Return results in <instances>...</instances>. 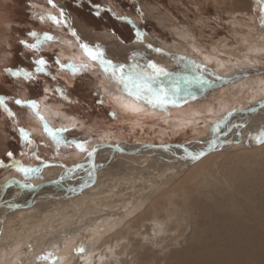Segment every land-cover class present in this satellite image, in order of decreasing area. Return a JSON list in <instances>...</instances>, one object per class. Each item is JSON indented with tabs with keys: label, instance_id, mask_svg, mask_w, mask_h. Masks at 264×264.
<instances>
[{
	"label": "rangeland",
	"instance_id": "obj_1",
	"mask_svg": "<svg viewBox=\"0 0 264 264\" xmlns=\"http://www.w3.org/2000/svg\"><path fill=\"white\" fill-rule=\"evenodd\" d=\"M61 11L67 15H61ZM262 14L264 4L259 0H85L83 4L78 0L76 3L74 0H53L52 4L49 0H0V97L4 98V105H0V164L3 165L0 166V181L14 171L19 173V168L35 169L29 173L43 174L44 180L39 178L42 181L47 180L45 175L50 178L60 176L57 172L68 160L56 158L57 163L50 166L46 162L50 157L47 149L54 150L55 147L72 145L70 152L77 154L67 155L66 158L71 159L69 164H74L89 150L98 147L106 149L124 141L184 144L199 137L210 117L200 118L198 124H193L190 120L196 114L185 112V115L180 113L181 110L185 111L189 106L199 110L202 104L209 103L216 113L213 115H220L228 109L237 110V106L245 108L254 104L264 96V59L254 67L259 73L245 78H256L259 83L243 87L241 80L244 77L241 75L249 69L250 72L254 64L250 59L247 62L241 57V50L244 47L249 50L256 46L264 48L261 40L252 39V42L250 38L258 34L264 40V29L259 27ZM50 16L56 17L60 23L48 19ZM95 21L102 24L96 25ZM32 32L40 37L47 34L54 39L38 48H30L22 42L35 44L36 39L29 35ZM73 32L76 36L72 35ZM95 33L106 35L107 39ZM137 33L141 35L140 40L136 38ZM66 34L72 35L77 44L82 38L86 41L91 39L90 36L97 42L101 41L103 49L99 48L113 63L131 65L135 62L141 67L154 63L165 69L169 75L159 77L157 85L170 94L173 87H178L180 91L173 97L176 103L153 108L136 103L122 94L118 86L109 85L107 90L115 97L129 98L130 104L126 105L137 110L146 108L147 111L141 110L145 114H159L145 123L141 120L135 124V129L134 125H130L134 124V120L122 122L103 96L105 92L98 78L107 76L97 63L89 58L97 65L92 66V70L76 73L73 84H69L63 76L69 68H61V65L71 64L69 59L62 58L59 47L62 44L60 39L72 37ZM88 45L92 47V43ZM193 45L211 52V60L215 57L235 63L237 70H232L231 64L220 70L215 68L214 72L208 70L205 63L198 59H202L203 54L193 52L189 55L180 47ZM230 47L240 50V54L227 57L223 49ZM80 49L73 47L76 53L83 52ZM253 58L256 59L255 54ZM41 59L47 62L44 72H38L35 63ZM9 70L29 72L34 78L15 77L9 74ZM237 71L241 73L239 76ZM44 99L45 106L42 104ZM17 101L23 103L18 104ZM31 102L38 105V110H31ZM56 106H60L59 109ZM170 110L182 117L175 116L177 120L188 116L187 120L194 127H185L183 123L182 128H174ZM44 111L49 128L62 137L59 145L48 133L44 139L43 132L29 129L26 124L29 116L41 117ZM63 116L78 118V121L71 127L64 126L66 131L59 132ZM96 118L106 119V126L99 128L93 125ZM107 127L112 132H121L122 136L118 138L112 133L105 136L102 129ZM21 129L29 134L32 143L24 140ZM77 144H83L86 150L81 151ZM258 145L209 153L186 169L170 172L168 182L147 197L140 191L141 187L147 188L149 184L145 180L171 165L153 160L145 165L146 160L141 162L139 156L125 153L124 158L118 160L119 168L99 177L98 187L107 185L109 197L98 196L97 199L101 205L110 207L113 202L109 198L120 191L119 195L128 194L131 196L129 201L133 200L130 205H125L129 206V210H121L123 214L118 216L120 223H112L107 234H97L102 241L100 244L95 238L89 239L81 246L83 251H78L66 264H83L76 262L81 255L97 251L102 252L101 256L89 260L88 264H264V144ZM127 148L124 147V150ZM120 149L121 146L117 147V150ZM8 153H12L11 157ZM139 165L145 171L137 169ZM148 171L152 172L146 173ZM87 204L78 207H86ZM75 210L78 211V208L75 207ZM35 214L34 210L23 212L18 222H11V226L5 228L1 234L3 239L9 238L11 231H22L21 224L31 222L36 218ZM61 214L72 216L70 211H61ZM56 222H60V217ZM56 222H51L52 228H42L44 230L38 237H35V231L29 233V229L24 230V235L37 238L44 246L50 231L58 229ZM117 234L123 236L104 252L106 247L102 244ZM31 243H17L13 248L9 244L0 246V264L33 260L39 247ZM41 261L42 258H39L36 264H59L56 261Z\"/></svg>",
	"mask_w": 264,
	"mask_h": 264
},
{
	"label": "bare ground",
	"instance_id": "obj_2",
	"mask_svg": "<svg viewBox=\"0 0 264 264\" xmlns=\"http://www.w3.org/2000/svg\"><path fill=\"white\" fill-rule=\"evenodd\" d=\"M63 14L64 16L67 15L65 12H63ZM244 23L247 24L246 22ZM260 26L261 25L259 24V27ZM95 34L99 35L97 33ZM66 36H72V35L66 34ZM92 36L94 37V35ZM101 36L106 38V35L105 36L99 35V37ZM90 38L91 39L88 38L87 41L84 40L83 38L82 40L79 39L81 42L78 44L73 41L74 39L73 36L70 37V39H65V38H62V40L60 39V41H62V44L60 43H57V44H60L59 45L60 51L63 54L62 58L69 59L71 61V64H76V65L86 64L89 66L88 69L92 70L93 69L92 66L97 65V64L89 61V57L86 56L83 49H80L83 52H79V53H76L73 50V47H77V48L81 47V43H87V44L92 43V47L99 46L103 49L101 45L102 44L101 41L97 42V39H93L91 36ZM250 38L251 40L253 39L256 41L261 40V43H264V40L261 39L258 34L251 35ZM245 41L247 42V40ZM180 47L182 48V50L183 49L187 50L185 52H188L189 55H193V52H198V53L203 54L202 59L201 58H198V59L202 61L203 63H205V66L209 68L208 70L212 72H214L213 70L215 68H216L215 70H220L222 67L224 66L228 67L230 64L233 65L231 67L233 68L232 70H234V68H235L234 71L237 70L235 67V63L232 64L229 61H224L225 59L220 61V60H217L218 58L215 59L214 57V59L211 60L209 57V54L211 52L210 53L208 51L205 52L204 51L205 48L202 50L200 46L198 45H193L192 47H187V48H185L186 46L184 47L180 46ZM261 47L259 46L252 47L250 48V50L247 47H244V50L243 48L241 50L242 52L241 57L246 58L247 62H248V59H250L249 61L252 64H254L252 65L250 72H249L250 70L249 69L247 72L241 75L244 77V79L241 80L243 81L241 83L243 84V87H248V86L251 87L259 83V80L256 78L249 79V80H245V78L259 73L258 70L255 71L254 67L258 65V63L262 61V59H264V48H261ZM223 51L226 53L227 57L229 58L231 56L236 57L238 54H240L239 53L240 50H236V48H231V47L224 48ZM254 54H255L256 59L253 58ZM255 60H257V62ZM262 64L264 66V63ZM236 66H237V63H236ZM239 73L240 72L237 71V76H239ZM63 76L67 78V81L69 84H73L75 81L76 73L74 74L70 69H68L67 71H64ZM98 82L101 83V88L105 92L103 93V96L105 100L110 105H112V109H113L115 116L122 122H125L127 120H134L132 121L134 122V124H130L132 125V127L134 125V129H135V124L139 123L141 120H142L141 122L145 123L146 120H150L151 118H153V116L159 115V114L142 113L141 110L147 111L145 110L146 108L137 110L134 107H130L129 105H126V104H130L128 102L129 98H122L120 95L115 97L114 94H111L107 90V87L109 85H113L107 77L102 75L101 79L98 78ZM42 104H44L45 106V99L43 100ZM59 107L60 106H56L55 108L59 109ZM194 108L195 107L193 106H189L187 110L185 109V111L184 110L180 111L179 109V111L180 113L183 112L184 114L186 112V114L188 115L196 114L195 116L193 115L194 116L193 119L190 120V122H192L193 124H198L197 122L200 118H206V117H210V118L209 120H206L207 124L206 126H204V130H202L204 133L202 131L200 133L199 131L198 132L200 133L199 137L197 139H192L191 141L187 143L179 144V145H174V144L164 145V143L155 145L153 143L148 144L147 142H140V141L136 143L124 141V142H121L119 145L108 147L106 149L104 147H98L97 149L89 150L87 153H84L74 164H69L71 159L66 158L67 155L77 154V153L70 152L72 145L67 146V147H60L57 149L55 147L54 150L47 149L48 150L47 154H49L50 157L48 161L46 162L50 166V165L57 163V161H55L56 158L63 157L64 160H68L66 162L67 164H64L63 166H61L62 168L58 170L57 173H60V176L54 177V178H50L48 176L49 177L48 178L45 175L47 180L42 181L40 180L41 179L40 177L44 175L42 174L40 176L39 173L38 174L28 173L27 175L25 174L23 175L21 174L20 171L19 173H16L14 171L12 172L11 175H7V177L3 178L4 180L2 179V181H0L1 182L0 183V197H3L4 201L8 199L7 201L8 203H6L5 206H0V246L9 244L11 248H13L14 244H17V243L23 244V243H27L30 241L32 242L31 244L39 247L38 255L29 262H22L24 259L20 260L18 264H32L33 262L36 264L38 263L39 258L48 256L50 253L53 254V256L46 261H56L59 264H66L70 258H72L78 251H80L83 243L93 238H95L94 240L98 241L99 239H98L97 234L105 235L108 233L109 229L111 228L112 223L115 224V221H116V224H118L119 222L118 216L120 217L123 214L121 210L123 209L124 211H128L129 206L125 207V205L126 204L130 205V202L133 201V200L129 201V198L131 196L128 194L119 195L121 193L120 191L116 192L114 194L115 196H112L109 198L113 202V205L110 207H107V206L105 207L104 205H101V201L97 199L98 196L102 198L109 197L108 196L109 188L107 185L98 187L100 184L98 180L99 177L107 176L109 173H112V171L114 172V170L119 168L118 160L119 158H124L125 153L126 154L133 153L134 154L133 156H139L141 158V162H144L146 160L145 165L151 160L158 161L160 162V164H167L169 166L171 165L169 168L165 169L162 173L154 174L153 176L149 177V179L145 180V182H148L149 184L146 185L147 188H145V186L141 187L140 191L142 192L143 196L147 197V196H151L154 193H156V191L161 189L163 185L168 182L167 179H169L170 172H174L176 170L179 171L181 169H186L187 167L195 164L197 160H199L200 158L204 157L205 155L209 153H213L219 149H225V148L237 149L239 146H247V145L253 146V145L260 144V143H257L253 139V137L257 135L261 130H264V96L261 97L258 101H255L254 104H251L250 106L246 107L247 110L249 108H255L251 110V112L249 113L243 112L241 107L239 108L237 106V110L228 109L224 114H220L221 116L213 115L216 113L213 112V108L211 109L209 103L202 104V108H204L203 110H201L202 108H200L199 110L196 108L194 109ZM31 110L34 112L35 109L31 107ZM172 110L174 111V109ZM172 110H170L169 116H172L173 121L171 119L170 120L171 122H173V124H175V126L172 125L174 126V128L176 126L177 127L181 126L180 128H182L183 123L185 127H194L193 124H191L187 120L188 116L187 118H184L185 117L184 116L183 120H180V119L177 120L176 117H181V116H179L177 113L172 112ZM203 112L205 115L201 116ZM197 114H200V115H197ZM248 115L249 117L247 118L246 116ZM41 117H43V120H41ZM41 117L32 118L29 116V118H27L26 120L27 121L26 124L28 125L29 129H33L36 132H39V131L43 132L42 135H44V139H45V135H47V132L44 129V123L45 122L47 123L46 121L47 119L45 120V111H44V116H41ZM191 118L192 117H190V119ZM48 121H50V118H48ZM73 121H76V120L68 116H63L62 124H60L58 128L65 129L64 126L73 125L74 124ZM106 122H107L106 119L96 118L93 120L92 124L99 126V128H101V127L106 126L107 124ZM219 122H221V125H219ZM19 126L20 125L18 124V127ZM218 126L219 128L222 127V129H221V132L219 133V136H216L218 132L217 131ZM102 131H104L103 132L104 135L106 134L105 136L111 135L110 133L114 134L117 137L122 136L121 132H117V131L112 132L111 129L108 127L105 128L104 130L102 129ZM201 135H205V137L202 138ZM119 146H121V149L117 150V147ZM124 147H128L126 151L124 150ZM208 147H210L208 151L204 152ZM212 147H213V150H210ZM201 152H203L204 155H202L199 159L193 160L191 158V155H196ZM89 153H92V155L89 156ZM52 156H56V157L53 158ZM99 156H101L102 159L99 158ZM73 157H76V156H73ZM43 164L45 165V162ZM136 168L139 170L145 171V169H143L141 165L136 166ZM53 170H54L53 173L55 174V169ZM151 172L152 171H148L146 173H151ZM17 174L19 175L17 176ZM34 176L36 177L34 180L30 179V178H34ZM37 178L38 180H36ZM145 182H141V183H145ZM4 186H7L8 188L4 190ZM143 201L145 200L143 199ZM84 203H88L87 205H85L86 207H82V208L78 207V205L82 206V204ZM88 206H90V208H88ZM75 207L78 208V211L75 210ZM33 210L36 211L37 213L34 215V217L36 218L31 219V222H28V223L26 222H23V224L20 223L23 228L22 231H11L10 237L3 239L1 234H3V231L6 230L5 228H7V226L10 225L11 222L12 224L15 222H18L19 217L22 215L23 212H29ZM61 211H64V212L70 211L72 213V216L66 217V215L61 214ZM91 212H94V213H91ZM90 215H94V216H90ZM58 217H60L59 223L56 222L58 220ZM52 221H55L56 225H59V227L56 231L52 230L50 231V234L47 235V237L45 238V245H44L45 247L43 245H40L42 244V242L40 240H37V238L31 237V235L27 236L28 234L24 235L25 233L24 230L29 229V233L31 231H35V237H36L37 235H40L42 233V230H44L42 228H45V229L52 228L51 227ZM117 235L118 236L115 235L116 237L112 236L111 238H109L102 244V247H106L103 250L104 252L108 250L107 248H109L111 244L116 242L115 240L117 238L123 236L122 234H117ZM101 242L102 241L99 240L97 244H100ZM40 253H42V255ZM101 254H102L101 251H97L95 253L90 252V254L87 253V254L81 255L77 259L76 262L88 264L89 260L95 257L97 258L98 256H101ZM42 261H45V259H42ZM13 263L15 262L13 261ZM44 264H51V263L45 262Z\"/></svg>",
	"mask_w": 264,
	"mask_h": 264
},
{
	"label": "snow or ice",
	"instance_id": "obj_3",
	"mask_svg": "<svg viewBox=\"0 0 264 264\" xmlns=\"http://www.w3.org/2000/svg\"><path fill=\"white\" fill-rule=\"evenodd\" d=\"M53 0H49V3L52 4ZM261 4H264V0H259ZM55 6V5H53ZM61 15H63V11H61ZM43 19V18H42ZM48 19L54 21L55 23L59 24L60 20H58L56 17H48ZM260 25L261 28L264 29V14L260 17ZM30 36L34 37L36 39L35 44H27L25 43V46L30 48H38L40 46L45 45L48 41H52L54 37L45 34L43 37L38 36L37 33L32 32L29 33ZM73 36H76V33H72ZM136 38L138 40L141 39L140 33L136 34ZM77 39H79L77 37ZM149 47H151L149 45ZM81 48L85 52V54L95 63L99 65V67L102 69L103 73L107 76L109 81L113 84L119 87L122 94L126 95L127 97L131 98L136 103L140 104H146L153 108L156 107H165L168 103H176V100L173 99L175 97L180 89L178 87H173L171 90V94L169 91H167L164 87L157 85V80L161 76H168L169 73L165 71V69L157 66L154 63H149L143 67H141L138 63H132L131 65L127 64H116L113 63L112 60L107 59L105 57V54L103 50L99 48V46L96 47H90L87 43H81ZM157 51H159L157 49ZM134 59V58H133ZM37 65V71L38 72H44L46 69L47 62L44 59H41L39 61L35 62ZM68 67L74 74L86 71L88 70V65L81 64H69L67 66L61 65V68ZM9 74L15 77L23 76L26 79H33V74L25 71H12L9 70ZM204 83H208L205 81ZM16 103L22 104V101H17ZM0 105H4V98L0 97ZM30 107L33 109L38 110V105L35 102L30 103ZM5 110L8 111L6 105ZM38 114V111H37ZM9 115H12L11 112H9ZM41 120H43V117H41ZM44 129L48 133L49 136L52 137L54 141L59 145L62 142V137L58 135V132H54L47 123H44ZM21 135L23 136L24 140L27 143H32L33 141L29 138V134L26 133L23 129L20 130ZM66 131V129H61L59 132ZM217 131H219V126L217 127ZM253 139L257 143L264 144V130H261L257 135L253 137ZM76 147H78L81 151H85V147L83 144H77ZM8 155L11 157L12 153H8ZM92 153H89V156H91ZM191 155V154H190ZM202 155H204L203 152L191 155V158L193 160L199 159ZM0 166H3L0 164ZM18 170L22 171L27 175L29 172L36 171L35 169H24L19 168ZM80 251H83V249H80ZM53 256V254H49L48 256L43 257L42 259L48 260Z\"/></svg>",
	"mask_w": 264,
	"mask_h": 264
},
{
	"label": "water",
	"instance_id": "obj_4",
	"mask_svg": "<svg viewBox=\"0 0 264 264\" xmlns=\"http://www.w3.org/2000/svg\"><path fill=\"white\" fill-rule=\"evenodd\" d=\"M261 103H263V102H261ZM240 108V107H239ZM242 110H243V112H245V113H249V112H251V110H253V109H255V108H249L248 110L246 109V107L245 108H241ZM225 116V115H224ZM227 117V116H226ZM247 118L249 117V115L248 116H246ZM219 125H221V122H219ZM221 129H222V127L221 128H219V131L217 132V135L216 136H219V133L221 132ZM180 144V143H179ZM210 150H213V147L210 149ZM8 187L7 186H5L4 187V190H6ZM3 197H0V206H5V204L6 203H8L7 201H8V199L6 200V201H4V200H1Z\"/></svg>",
	"mask_w": 264,
	"mask_h": 264
},
{
	"label": "trees",
	"instance_id": "obj_5",
	"mask_svg": "<svg viewBox=\"0 0 264 264\" xmlns=\"http://www.w3.org/2000/svg\"><path fill=\"white\" fill-rule=\"evenodd\" d=\"M72 1H73V0H72ZM78 1H79L80 3L83 4L85 0H78ZM74 3H76V0H74ZM89 11H90V10H89ZM85 15H86V14H85ZM86 19H87V18H86ZM95 23H96V25H98L97 23L102 24V22H100V21H97V22L95 21Z\"/></svg>",
	"mask_w": 264,
	"mask_h": 264
},
{
	"label": "crops",
	"instance_id": "obj_6",
	"mask_svg": "<svg viewBox=\"0 0 264 264\" xmlns=\"http://www.w3.org/2000/svg\"><path fill=\"white\" fill-rule=\"evenodd\" d=\"M76 121H78V118H74ZM76 121H73L74 122V124L73 125H75L76 124ZM73 125H71V126H73ZM71 126H69V127H71ZM57 148H60V147H57ZM56 148V149H57Z\"/></svg>",
	"mask_w": 264,
	"mask_h": 264
}]
</instances>
